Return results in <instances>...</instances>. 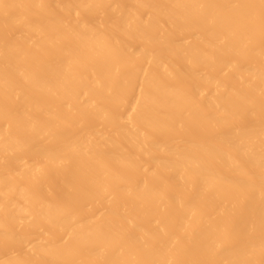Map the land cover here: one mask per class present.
<instances>
[{
	"label": "bare ground",
	"instance_id": "1",
	"mask_svg": "<svg viewBox=\"0 0 264 264\" xmlns=\"http://www.w3.org/2000/svg\"><path fill=\"white\" fill-rule=\"evenodd\" d=\"M0 264H264V0H0Z\"/></svg>",
	"mask_w": 264,
	"mask_h": 264
}]
</instances>
